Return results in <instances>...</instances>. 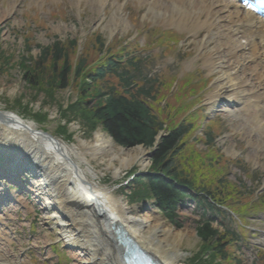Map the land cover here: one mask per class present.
I'll list each match as a JSON object with an SVG mask.
<instances>
[{
  "label": "trees",
  "instance_id": "1",
  "mask_svg": "<svg viewBox=\"0 0 264 264\" xmlns=\"http://www.w3.org/2000/svg\"><path fill=\"white\" fill-rule=\"evenodd\" d=\"M117 36L106 43L100 34H93L78 53L75 38L34 45L23 35L20 56L15 58L10 49L0 47V70L17 65L26 89L56 103L60 120L65 121L58 124L56 134L68 141L73 134L67 124L75 119L89 134L101 128L115 144L126 148L143 145L152 149L158 133L164 132L151 153L147 173L134 176L127 198L130 203L152 199L161 214L177 226L178 205L190 198L199 216L195 227L199 243L187 264H240L235 249L246 239L245 219L264 208V193L254 194L259 182L253 187L244 184L241 178L251 176L247 167L237 180L228 178L229 163L240 160L217 150L216 119L208 120L202 133L195 134L205 118L201 108L191 109L199 101L201 88L193 92L188 86V91V81L172 93L176 77L154 73L150 55L142 53L133 41L118 44ZM170 40L159 38L165 43ZM90 43L92 48H86ZM33 46L38 49L34 56L30 53ZM66 88H72L76 98L68 99L64 106L55 95ZM21 100L14 101L12 110L16 107L27 112L39 125L48 122L47 112H32ZM228 212L237 215L242 224Z\"/></svg>",
  "mask_w": 264,
  "mask_h": 264
},
{
  "label": "rangeland",
  "instance_id": "2",
  "mask_svg": "<svg viewBox=\"0 0 264 264\" xmlns=\"http://www.w3.org/2000/svg\"><path fill=\"white\" fill-rule=\"evenodd\" d=\"M195 1L193 11L183 13L173 11L171 8L165 10L161 6V0H103L104 3L102 0H0V47L10 49L16 58L24 52L23 35H28L34 45H46L54 40L66 41L75 38L81 50L85 40L93 34H100L106 43L113 42L114 36L118 35V44L129 43L135 39L141 44L144 38L150 42L157 37V32L153 31V28L173 29L183 36V40L174 47L175 49L162 53L163 48L158 46L147 54L153 57L152 64L157 72L161 70L166 74L177 75L182 81L187 80L186 73H195L196 80L193 78L191 84L194 90L200 88L198 83H195L200 81V76L203 79L212 77L201 96L202 106H205L204 111L208 112L214 106L211 102V94L214 96L218 90L219 76L218 71L211 69L210 62L217 63L218 60L211 57L213 45L211 42L206 48L200 46L209 31L201 26L200 22L204 19L211 21L214 17L211 18L208 11L200 10V0ZM216 8L218 9L219 6ZM146 26L148 29L143 30ZM239 41L244 42L242 38ZM86 48L91 49L92 43ZM30 53L32 56L36 55L37 47L33 46ZM226 59L229 60L228 72L238 76L239 73H235L233 66L230 65L232 62L230 56ZM17 67L14 64L0 70V109L11 111L14 101L20 100L21 97V102L27 104L32 112H47L48 122L36 126L55 134L56 126L60 122L65 124L64 120H60L56 103L45 100L42 93L26 89L22 73ZM75 98L72 88L60 90L55 95V100L58 103L64 102V106L68 99L71 101ZM259 105L246 107L243 104H236L234 107H228L227 104H223L212 114L220 120V135L215 140L219 151L229 158H239L244 163L242 164L247 165L253 172L251 179L244 181L248 187L255 186V183H261L264 179V105L263 103ZM12 111L32 121L27 112L19 111L16 107ZM67 129L73 137L80 135L85 140L91 139L97 131L105 134L101 128L89 134L77 119L71 120L67 124ZM57 137L64 138L58 135ZM73 137L71 141L65 139L66 142L69 144L76 142ZM141 148L145 149L147 158V165L143 168H140L138 163H133L123 168L120 175L115 176L114 172L107 170L104 164L96 163L97 169L103 171L101 183L112 189L115 196L122 197L129 206L133 207H139L138 203H130L127 194L133 186L134 174L146 171L150 166L148 156L150 149ZM0 159L4 160V158ZM115 164L118 165L116 162ZM3 167L4 163H0V169ZM134 170L137 173H132ZM228 172L231 180L241 175L236 165H230ZM25 184V188L31 190L32 187ZM27 189L23 190L21 185L10 183L6 187L0 186V194L11 200L7 206H0V218H3L6 231L9 232L7 239L9 242L0 240V257L7 264L73 263L74 259L58 236V229L53 226L54 222L45 220L47 211L42 209V205L32 194H28ZM14 194L18 195V199ZM148 203L160 217H163L154 206L153 200ZM193 208L194 203L191 202L177 211L180 227L175 228L187 227L194 231V234L177 243L179 251L183 254L179 264H187L191 253L198 249L199 239L195 236L198 215L192 212ZM139 210L143 211V208L140 207ZM247 220L251 234L247 233V240L243 244L239 243L240 248L236 251L240 254V264H259L260 260L264 261V255L258 258L256 254L258 248L264 249V209L255 212ZM113 239L114 243L111 244L106 242L102 234L98 235V240L103 246L110 245L115 253L117 251L121 253L115 237ZM54 245L55 248H52Z\"/></svg>",
  "mask_w": 264,
  "mask_h": 264
},
{
  "label": "bare ground",
  "instance_id": "3",
  "mask_svg": "<svg viewBox=\"0 0 264 264\" xmlns=\"http://www.w3.org/2000/svg\"><path fill=\"white\" fill-rule=\"evenodd\" d=\"M177 1L161 0V6L165 10L171 8L186 13L193 11L196 4L195 0ZM199 5L200 10L208 11L211 18L214 16L211 21L200 22L209 30L200 46L206 48L211 42V57L218 60L210 62L211 69L219 72L218 90L214 96L211 94V100L217 103L223 97L255 105L261 99L264 101V62H259L263 50L256 41H264L263 21L234 2L200 0ZM217 6L221 10H217ZM247 26L249 31H246ZM237 35L246 41L240 42ZM227 56L232 59L230 65L238 76L228 72ZM38 130L34 121L0 109V153L10 166L6 173L11 175L21 160L28 161L31 174L34 172L33 196L47 211L45 220L53 221V226L57 227L58 236L74 259L71 264H126L119 251L115 253L112 246H103L98 240V235L102 234L106 242L114 243L113 224H119L163 264H179L183 254L177 243L194 231L187 227L176 229L152 208L140 211V207L129 206L125 199L115 196L112 189L101 183L103 171L96 167V163H102L115 176L133 163L143 168L147 165L145 149L139 146L118 148L99 131L88 140L74 135L76 142L69 144L64 138L53 142ZM22 168L27 166L19 169ZM2 219L0 240L7 241L9 232ZM0 264L7 263L0 257Z\"/></svg>",
  "mask_w": 264,
  "mask_h": 264
},
{
  "label": "water",
  "instance_id": "4",
  "mask_svg": "<svg viewBox=\"0 0 264 264\" xmlns=\"http://www.w3.org/2000/svg\"><path fill=\"white\" fill-rule=\"evenodd\" d=\"M39 132H41L45 137H47V139H49L53 142H57V140L52 135L45 133L43 131H39ZM118 148L124 149L126 147L118 146ZM151 153L152 152H149V154H148L149 157L151 156ZM24 155H25V153H24ZM140 206H142L143 208H147L146 203H143V204L141 203ZM113 229H114V233L116 235V238L118 239L119 243L122 246L124 245V247H126L128 250H131V252H132L133 248L140 247V245L137 243V241L134 240V238L131 235H128L127 233H125V231L121 228V226L119 224H114ZM195 236H197L196 233H195ZM129 253H130V251H129Z\"/></svg>",
  "mask_w": 264,
  "mask_h": 264
}]
</instances>
